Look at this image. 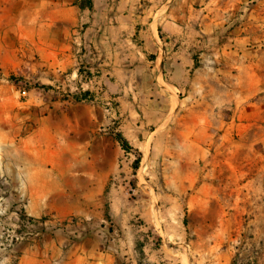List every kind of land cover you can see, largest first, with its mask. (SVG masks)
Masks as SVG:
<instances>
[{
	"label": "crops",
	"instance_id": "0c3cea01",
	"mask_svg": "<svg viewBox=\"0 0 264 264\" xmlns=\"http://www.w3.org/2000/svg\"><path fill=\"white\" fill-rule=\"evenodd\" d=\"M219 1L0 0L4 74L23 62L31 76L38 65L42 82L57 93L101 108L109 101L131 147L170 141L182 178L165 189L166 216L142 196L129 214L119 186L104 191L101 203L90 196L89 243L64 264H264L247 238L225 233L222 186L192 183L205 156L209 114L223 104L208 87L209 50L218 57L223 49L214 36L217 14L227 11Z\"/></svg>",
	"mask_w": 264,
	"mask_h": 264
},
{
	"label": "rangeland",
	"instance_id": "374dc122",
	"mask_svg": "<svg viewBox=\"0 0 264 264\" xmlns=\"http://www.w3.org/2000/svg\"><path fill=\"white\" fill-rule=\"evenodd\" d=\"M219 4L227 11L217 14L214 36L223 49L218 57L209 50L208 87L223 104L209 114L192 183L222 186L225 233L247 238L264 261V0ZM31 74L23 62L6 74L0 67V264H64L79 254L91 230L89 197L101 203L110 188L121 187L129 214L142 196L166 216L165 189L182 179L170 141L125 149L118 113L57 93L38 65Z\"/></svg>",
	"mask_w": 264,
	"mask_h": 264
},
{
	"label": "built area",
	"instance_id": "2783aa9c",
	"mask_svg": "<svg viewBox=\"0 0 264 264\" xmlns=\"http://www.w3.org/2000/svg\"><path fill=\"white\" fill-rule=\"evenodd\" d=\"M79 36H80L79 29H76L75 30V33L73 34V39H74L75 45L77 47L80 46V44H79ZM22 93L24 94L25 91H22ZM93 99L99 100L100 99V96H95ZM111 109L112 108L110 106V102L109 101H106L105 102V106H104V111L107 112V113H110Z\"/></svg>",
	"mask_w": 264,
	"mask_h": 264
},
{
	"label": "trees",
	"instance_id": "16d2710c",
	"mask_svg": "<svg viewBox=\"0 0 264 264\" xmlns=\"http://www.w3.org/2000/svg\"><path fill=\"white\" fill-rule=\"evenodd\" d=\"M116 140L120 143V145L123 148H125V149H128L129 148L127 142L123 139V137L120 134H117Z\"/></svg>",
	"mask_w": 264,
	"mask_h": 264
}]
</instances>
